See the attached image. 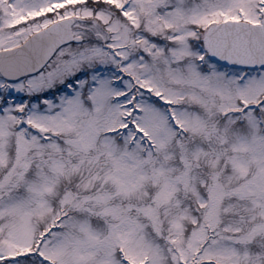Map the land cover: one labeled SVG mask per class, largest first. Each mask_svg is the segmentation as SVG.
Here are the masks:
<instances>
[{"label": "snow or ice", "instance_id": "snow-or-ice-1", "mask_svg": "<svg viewBox=\"0 0 264 264\" xmlns=\"http://www.w3.org/2000/svg\"><path fill=\"white\" fill-rule=\"evenodd\" d=\"M0 264H264V0H0Z\"/></svg>", "mask_w": 264, "mask_h": 264}]
</instances>
